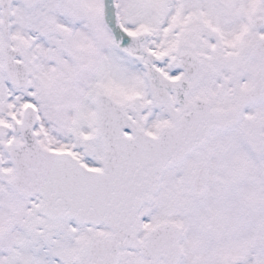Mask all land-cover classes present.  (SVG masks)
Segmentation results:
<instances>
[{
    "label": "snow or ice",
    "instance_id": "1",
    "mask_svg": "<svg viewBox=\"0 0 264 264\" xmlns=\"http://www.w3.org/2000/svg\"><path fill=\"white\" fill-rule=\"evenodd\" d=\"M0 264H264V0H0Z\"/></svg>",
    "mask_w": 264,
    "mask_h": 264
}]
</instances>
